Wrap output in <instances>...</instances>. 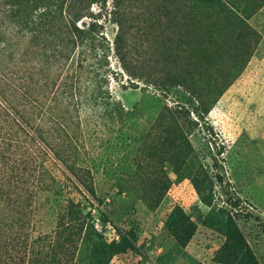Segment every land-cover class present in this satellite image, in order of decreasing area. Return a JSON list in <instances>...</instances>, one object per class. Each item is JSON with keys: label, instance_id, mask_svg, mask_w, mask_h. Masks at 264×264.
<instances>
[{"label": "rangeland", "instance_id": "obj_1", "mask_svg": "<svg viewBox=\"0 0 264 264\" xmlns=\"http://www.w3.org/2000/svg\"><path fill=\"white\" fill-rule=\"evenodd\" d=\"M3 60L0 264H264V0H0Z\"/></svg>", "mask_w": 264, "mask_h": 264}, {"label": "trees", "instance_id": "obj_2", "mask_svg": "<svg viewBox=\"0 0 264 264\" xmlns=\"http://www.w3.org/2000/svg\"><path fill=\"white\" fill-rule=\"evenodd\" d=\"M47 2V1H46ZM49 3H47V5H48ZM25 13H27L26 14V17H27V19H28V17H30L31 15H29L28 13V10H25ZM31 19H34L33 17H31ZM27 20H26V22L24 23V26L25 27H27ZM38 27V24L37 23H34V26H32V28H37ZM4 65H5V61L3 60V62H1L0 63V71H2L3 70V68H4ZM0 87H1V89H2V84H1V82H0ZM2 91H4V90H2ZM16 103L15 101H10V104H9V107L11 106V108L14 110L15 109V106H14V104ZM17 105V104H16ZM6 106V108L9 110V107H8V105H5ZM2 109H4L5 110V108H3L2 106H0ZM18 113V112H17ZM18 161L16 160H14V158H12V162H10L9 161V164H8V166H7V168L5 169V168H3L4 170H7L9 173H11V172H13L14 171V169H15V167H16V163H17ZM7 163V162H6ZM263 228H264V226H263ZM181 242L182 243H184L185 242V240L184 239H181Z\"/></svg>", "mask_w": 264, "mask_h": 264}]
</instances>
